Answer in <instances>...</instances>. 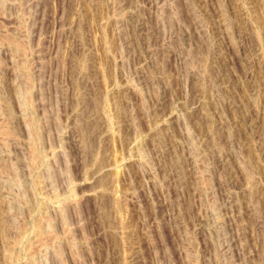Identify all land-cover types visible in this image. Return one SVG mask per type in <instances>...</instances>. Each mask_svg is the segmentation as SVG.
I'll list each match as a JSON object with an SVG mask.
<instances>
[{
  "label": "rangeland",
  "instance_id": "obj_1",
  "mask_svg": "<svg viewBox=\"0 0 264 264\" xmlns=\"http://www.w3.org/2000/svg\"><path fill=\"white\" fill-rule=\"evenodd\" d=\"M0 264H264V0H0Z\"/></svg>",
  "mask_w": 264,
  "mask_h": 264
}]
</instances>
